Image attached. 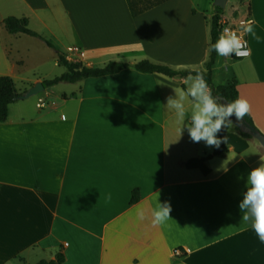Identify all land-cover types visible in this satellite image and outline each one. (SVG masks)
<instances>
[{
    "label": "crops",
    "instance_id": "obj_1",
    "mask_svg": "<svg viewBox=\"0 0 264 264\" xmlns=\"http://www.w3.org/2000/svg\"><path fill=\"white\" fill-rule=\"evenodd\" d=\"M228 4L221 20L239 27L251 54L217 56L213 81L236 86L264 134V0ZM214 9V0H165L134 15L128 0H0V76H11L21 95L47 80L24 71L26 58L49 63L54 52L36 37L9 33L3 20L10 15L27 17L70 60L130 64L10 104L0 123V264H38L59 251L61 264H264V242L239 210L264 147L229 130V151L207 161L208 175L185 167L214 149L190 139V98L183 121L166 107L189 75L132 66L148 59L206 69ZM245 19L255 21L259 41L243 33ZM135 188L140 198L132 204ZM157 192L172 218L154 226Z\"/></svg>",
    "mask_w": 264,
    "mask_h": 264
},
{
    "label": "clouds",
    "instance_id": "obj_2",
    "mask_svg": "<svg viewBox=\"0 0 264 264\" xmlns=\"http://www.w3.org/2000/svg\"><path fill=\"white\" fill-rule=\"evenodd\" d=\"M255 21L249 19L246 24L240 26L243 33L251 34L257 41L259 37L254 31ZM246 42H242L241 35L236 30L224 28L212 49L218 57L227 58L232 55H241V49ZM219 62V61H218ZM226 66V65H225ZM185 83L187 88L184 91L174 89L175 95L167 98L166 107L175 110L180 121L188 115L185 101L191 99V123L187 125L190 139L193 142H205L209 147L219 145L225 138L218 134L232 124L231 117L235 115L237 120H242L251 112V104L245 98H237L233 101L222 102L221 98L213 94L212 88L206 80V73L195 71L190 74ZM264 161V157H261ZM157 205L152 212V224H165L171 217L172 206L169 202H160L157 192ZM239 210L242 213L241 221L250 223L261 242H264V163L253 168L247 178V190L243 193V199L239 203ZM137 219L144 220L145 212L138 208Z\"/></svg>",
    "mask_w": 264,
    "mask_h": 264
},
{
    "label": "trees",
    "instance_id": "obj_3",
    "mask_svg": "<svg viewBox=\"0 0 264 264\" xmlns=\"http://www.w3.org/2000/svg\"><path fill=\"white\" fill-rule=\"evenodd\" d=\"M165 0H128L131 11L134 15H138ZM224 9L215 6L214 13L212 16L211 22V56L209 63L206 69H197L198 71L206 73V80L208 81L209 86L213 90V94L219 96L221 99L224 98L227 101H233L239 98V91L235 85L231 84H215L213 81V71L212 67L215 63L217 53L212 49V45L218 39L221 33V24L220 20L222 18ZM6 30L11 34L24 33L33 37H36L42 40L47 46L54 49L57 54V62L59 65L65 67V71L52 79L44 80L43 83L46 87H51L61 82H77L83 79L91 77H101L110 74H116L122 71L123 69L130 66L126 62L110 61L102 67L98 66H89L83 63L82 61L70 60L67 57V54L57 48L48 38L39 33L38 31L32 29L29 26V19L25 16H7L3 20ZM137 71L145 73H160L171 78L186 77L190 74L194 75L197 70H176L166 64H160L152 62L148 59L140 60L132 65ZM184 89L186 86L182 85ZM21 94L19 93L16 83L11 76L3 75L0 76V123L6 121L9 114V106L15 100L19 98ZM246 120L252 125L256 126L253 118L250 114L245 116ZM257 127V126H256ZM233 130L238 132L245 139H253L252 135L242 131L239 127L234 124H231L229 128L223 129L218 135L221 138H225L219 147H215L212 153L203 156V157H193L188 159L184 166L187 168H198L202 171L204 175L210 173V168L207 165V161L214 156L225 155L229 151L227 145V132ZM140 198V193L137 188L132 191L131 203H136ZM65 261V255L62 251H59L55 258L50 260H41L38 264H61Z\"/></svg>",
    "mask_w": 264,
    "mask_h": 264
},
{
    "label": "rangeland",
    "instance_id": "obj_4",
    "mask_svg": "<svg viewBox=\"0 0 264 264\" xmlns=\"http://www.w3.org/2000/svg\"><path fill=\"white\" fill-rule=\"evenodd\" d=\"M234 3L236 4V0H229V4L227 7V10H229L231 8V4ZM46 37V36H45ZM30 38V37H29ZM47 38V37H46ZM50 40V39H49ZM35 41H38L37 39ZM26 44H22V42L20 43V49H24ZM57 48H59L61 51L64 52L63 49H61V47L56 46ZM53 50V56L52 59L49 61V63H47V60L42 64V62L38 61V63H33V61L31 60L30 57L26 58V68H25V72H30V74L32 75V73H35V75L39 76V75H47V79H52L56 76L61 75L64 71H65V67L59 65L58 63L55 64V57H57V54L55 53L54 49ZM33 65V66H32ZM41 65V68H39V66ZM32 67L36 68L37 70H35L33 72V69H31ZM70 83L68 82H61L58 83L57 86V90H61L62 88H67L66 86H70ZM34 264V263H32Z\"/></svg>",
    "mask_w": 264,
    "mask_h": 264
},
{
    "label": "water",
    "instance_id": "obj_5",
    "mask_svg": "<svg viewBox=\"0 0 264 264\" xmlns=\"http://www.w3.org/2000/svg\"><path fill=\"white\" fill-rule=\"evenodd\" d=\"M228 0H214V5L219 6L223 9L226 8ZM46 89V86L42 81L36 82L34 85L29 87L22 95L19 96V98L25 99L29 98L31 96H34L38 94L39 92H42ZM222 102H228L224 98L221 99ZM232 124L239 127L242 131H245L252 135L253 138L257 139L260 144L264 147V134L254 125H252L250 122L246 120L244 117L242 120H237L235 115L231 117Z\"/></svg>",
    "mask_w": 264,
    "mask_h": 264
},
{
    "label": "built area",
    "instance_id": "obj_6",
    "mask_svg": "<svg viewBox=\"0 0 264 264\" xmlns=\"http://www.w3.org/2000/svg\"><path fill=\"white\" fill-rule=\"evenodd\" d=\"M249 19H245V20H242L241 21V25L243 24H246L247 21ZM220 26H221V31L224 29V28H228L230 30H236L238 31V34L241 35V38H242V42H246L245 44V47L243 49H241V55L237 56V55H233L235 58H244V57H247L251 54V49H250V46H249V42L248 40L243 36L241 30L239 29L238 26L236 25H233V24H229L228 22H223L222 20H220ZM39 105H43V102H41ZM182 252L180 249H175V254L176 255H180Z\"/></svg>",
    "mask_w": 264,
    "mask_h": 264
}]
</instances>
